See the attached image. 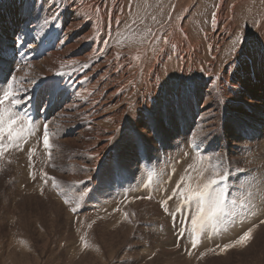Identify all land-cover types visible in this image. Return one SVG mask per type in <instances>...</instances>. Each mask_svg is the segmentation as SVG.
Masks as SVG:
<instances>
[{"label":"bare ground","instance_id":"6f19581e","mask_svg":"<svg viewBox=\"0 0 264 264\" xmlns=\"http://www.w3.org/2000/svg\"><path fill=\"white\" fill-rule=\"evenodd\" d=\"M147 1L143 0L141 9H138L134 6L138 0H75V3H73V0H0V68L3 69V71H0V75L10 80L13 75L16 77H25L27 74V78L22 83L23 88L28 89V91L27 93L23 90L18 92L16 98L21 103L16 104L13 110L19 115H26L32 118L33 123L31 128L34 130L33 141L35 143L32 153V164L35 163L34 172L37 168L35 154L39 150L43 154L45 152L51 154V151L55 150L59 154L57 156L59 159L64 160V162L69 160L72 166L71 172L76 181L65 187H70L68 191L71 194L68 196L71 198L68 199L70 200L71 209H76L75 212L70 209L74 217L79 218L85 216L91 219L102 214H104L102 216L106 215V212H102L103 210H99L98 208V210L92 209L90 204L86 206L83 203L85 201L84 199L92 194V189L97 181V172L104 169L105 176H111V179L114 181L119 179L125 183L124 190L127 196L133 198V190L136 192L137 189L138 191L135 194L138 198L136 200L134 199L135 202H133L135 204L127 206L125 212L122 214H136L138 217L137 210H139V213L142 216L144 215L145 218L152 217L151 219L158 222L159 227L156 224L154 225L157 232L162 234L159 238H170L173 235L168 236L172 233V230L167 227L168 219L169 216H172L170 213L176 212L174 210L176 203V208L182 206V200L178 197L168 200L166 205L169 210L168 212L163 210L161 205L158 204V200L160 199L161 202L164 201L162 196L167 200L168 196L172 194V190L181 180V177H185L182 187L187 185L195 188L194 183L198 181L199 175L202 173L200 170L197 172L196 165L200 166L205 154H207V160L210 159L211 155H230L234 154L231 151L238 146L243 149L248 148L251 152L256 150L260 153L263 151L262 154H264V58L260 55V52L264 50L262 48L264 46V0H217L216 3L213 2L211 14L208 18L209 27L206 31L202 32V35L199 34V38H193L188 33V27L190 26L189 20L195 12L196 4H200L203 1L205 3L206 0H184L181 4L182 12L173 22L170 21L173 20L174 6L173 4L166 5V0H162L164 1L162 5L165 9L167 11L170 10L168 20L163 23L160 21L155 23L152 18H148L149 22H146V19L145 22L140 19L141 15L143 16L146 11L145 4ZM208 1L211 3L210 0ZM252 2L255 3L254 7L249 8ZM135 5L137 6V3ZM242 9H245V11L241 15L240 11ZM137 10L140 11L138 12ZM214 13L215 17L213 18ZM198 17L200 18L199 20L203 21L204 12L198 14L196 19ZM240 17L245 19L243 20L245 21V25L239 23L242 21ZM16 22L20 23V25H16ZM246 26H250L252 30L245 38L246 41L242 46L243 51L236 57L233 51L234 47H239V41L236 37L241 29ZM10 30L11 32L5 36V33ZM18 39L24 41L23 47H19L17 43ZM28 45H31V48ZM28 80L35 82L30 84ZM182 82H189L191 84L188 95L181 100L178 108H172L166 105L165 101L170 98L174 86ZM4 107L9 108L11 105L6 103ZM44 123L49 125L48 148L44 147L42 139ZM85 141H89V144L87 149L83 150L80 146ZM129 143L137 151L129 147ZM195 146H197L196 149ZM18 151L10 150L6 155H16L17 159L12 164V175H15L17 181L23 184L29 177L30 172L28 169L30 164L25 166V162H29V153L21 155L18 154ZM23 151L27 152V148L23 147ZM157 154H177L178 157V159L176 157L173 161L177 163L176 171H173L172 168V170L166 168L169 175L165 182L164 180H158L157 177L156 179L154 178V174L156 173L152 171V158ZM189 154L191 155L189 156ZM194 154H203L202 159ZM118 160L121 162L120 168L116 166ZM193 161H195V167L193 172H190L189 166ZM0 164H3V162L0 161ZM166 169L165 171L163 170L164 174L165 172L167 174ZM186 170L187 173L189 171L187 178L185 175ZM219 171L220 173L223 172L224 168H220ZM65 175L68 180L72 179L70 173H65ZM12 180L16 182L13 177ZM80 181L84 183L81 184L79 183ZM19 183L17 184L19 185ZM236 183L238 186L241 185L239 182ZM139 185H144V187H139ZM228 185L230 186V184ZM109 187L110 185L106 184L104 191L107 192ZM129 189L132 192H129ZM54 190L59 196L63 194L60 189ZM76 190L81 193L82 199L80 201V194H77L76 192L78 191ZM118 196L120 195L118 194ZM148 197H151V199H148ZM104 199L101 200L104 201ZM10 202L11 200L9 204ZM5 203L7 204V202ZM50 204L52 205V202ZM101 205L103 206V204ZM229 205L232 204H226V206ZM96 206L98 205L96 204ZM185 206L187 207V205ZM190 206H192V203ZM236 211L235 213L238 218L237 214L240 215L242 212L237 213ZM245 211L247 210L245 209ZM36 212L34 211L35 214ZM228 212L230 214V211ZM232 212L234 213V211ZM249 212L251 213V211ZM180 213L181 211L176 212L178 218L180 217ZM39 215L37 216L39 217ZM59 215L61 216L62 213ZM49 216L53 217L54 215ZM139 216L141 217V215ZM176 216L173 218L175 219ZM56 217L59 216L56 215ZM225 217L224 215L218 217L217 221L221 220L227 225L229 222L225 220L228 217ZM33 218H31L32 221ZM235 219L230 220L232 223L231 226H229L231 224L229 223L227 227L217 228V234L210 236V240L204 241L197 251H202V249L208 246L214 247L217 244L218 246L228 244L237 237H240L243 231L251 229L255 223H259L262 220L252 219V222L243 223V226L241 225L243 228L239 232L240 228L238 226H241L237 225L238 222H234ZM244 219L246 218L244 217ZM79 220L81 221V219ZM87 221L89 222V220ZM187 221L189 222V220ZM217 221L214 224L210 223L207 225L205 230L200 233L199 240L203 239L210 225V229L213 231L216 225L221 224H217ZM165 222L166 224L164 225ZM23 223L25 224V222ZM153 223L150 222L152 225ZM27 225L29 226V224ZM97 225L99 224L97 223ZM59 226L61 227V225ZM106 226L109 227V225ZM39 228H37L38 231ZM187 228H190V226L185 224L183 229ZM233 228L238 229V231H234ZM57 229L59 228L57 227ZM40 230L43 231V228ZM257 230L259 231V229ZM51 231L53 230L51 229ZM62 231L65 232L68 230L63 229ZM254 231L255 229H252V233ZM51 234L54 237V233L51 232ZM58 234L63 233L59 232ZM78 234L81 235V233ZM24 235L26 236L27 234ZM42 235L38 234L39 237ZM93 235L96 236L98 234L93 233ZM142 235L146 239L145 234L143 233ZM175 235H177V239H183L185 236L186 238L190 237L187 231H185V235L181 238L178 233ZM27 238H23V240L19 238V235L18 237L11 235L6 243L5 250L3 248L6 239L2 238L0 240V264L8 263L6 261L7 257L12 254V251L9 249L14 245V248L18 244H24L25 249H34L33 247H29L32 243L29 241L30 238ZM60 239L59 241H61ZM106 239H109V237ZM92 241L94 242V240ZM92 241L91 243H93ZM143 243H145V240ZM144 246L142 245V248L138 249L139 251L135 248L137 253L139 252L138 256L136 255L134 258L139 260L136 261L137 264L151 262L152 260H149L152 256L165 259L156 261L154 264H182L183 260L181 258H167L170 252L168 250L161 251L159 249L160 245L156 248L151 247L152 245ZM34 247L36 248V246ZM5 251H7L6 254L4 253ZM68 251L70 252V250ZM195 251L196 249L190 245L188 251H186L188 254L184 264H193L196 262ZM36 253L38 254L40 252ZM111 254L113 253L111 252ZM111 254L107 255L111 256ZM16 255L19 256L18 254ZM228 256L230 255L228 254ZM102 257L104 256L102 255ZM144 258L149 259L144 260ZM61 260L64 259L61 258ZM122 263L130 264L132 262L125 259ZM13 264H16V261Z\"/></svg>","mask_w":264,"mask_h":264},{"label":"rangeland","instance_id":"374dc122","mask_svg":"<svg viewBox=\"0 0 264 264\" xmlns=\"http://www.w3.org/2000/svg\"><path fill=\"white\" fill-rule=\"evenodd\" d=\"M137 1V0H135ZM211 3L206 0L205 3L204 1L202 3H198L195 6V12L193 14V16L190 18L189 20V27H188V33L191 35V37L193 38H199L200 35H202V32L206 31L209 27V15L211 14V8L213 6V2H217V0H210ZM231 1V0H230ZM164 1L162 0H148L145 4V13L143 14V16L141 15L140 19L145 22H149L148 18H152L153 21L155 23L157 22H165L168 20L169 18V13L170 10H166L165 7L162 5ZM184 2V0H166L165 4H173L174 8H173V12H174V16H173V20H171L170 22H173L174 20H176V18L179 16V14L182 12L181 9V4ZM137 3V6L135 5ZM134 6L137 7L138 9L142 7L143 4V0H138V2H135ZM208 4V5H207ZM255 3H251L249 5V8L254 7ZM203 7V8H202ZM204 9V10H203ZM199 13H197L198 11ZM138 11V10H137ZM140 11V10H139ZM138 11V12H139ZM245 9H242L240 11V14L242 15L244 13ZM190 12V11H187ZM204 12V20H199L200 18L198 17L196 19V17L198 16V14L203 13ZM196 13V15H195ZM196 16V17H195ZM196 19V20H195ZM240 19L242 21H240L239 23H243L245 25V19L241 18ZM193 20V21H192ZM254 21V20H253ZM201 22V23H200ZM193 23V24H192ZM249 23V22H248ZM254 23V22H253ZM195 24V25H194ZM16 25H20V23L16 22ZM198 28H197V26ZM207 25V26H206ZM250 25H252V23H250ZM190 27H192L190 29ZM240 27V25H239ZM197 28V29H196ZM201 28V29H200ZM252 28L250 26H246L243 27L240 31L239 35L244 36L245 38L249 35V33L251 32ZM201 31V32H200ZM11 30L7 33H5V36H7L8 33H10ZM200 32V33H199ZM197 33V34H196ZM200 34V35H199ZM194 35V36H193ZM196 36V37H195ZM246 41V40H245ZM249 41V40H248ZM146 134L148 135L147 131ZM43 137V136H42ZM254 142V141H253ZM89 141H85L83 143L82 146H80V148H82L83 150H86L88 147ZM64 145V144H63ZM129 147H131L134 151H137L136 148L129 143ZM197 146H195L196 149ZM240 150V151H239ZM247 150V151H246ZM40 151V152H39ZM37 152V154H35V159L37 161V168L34 172L35 169V163L32 164L30 167H28L30 172H29V177L23 182V184H20L17 181V177H15V175H12V164L14 163L13 161L15 159H17L16 155L14 156H7L6 154L4 155L3 158H0V161L3 162V164H0V222L2 220V222L0 223V240L6 239L5 243H4V250L6 248V243L9 239V237L11 235L17 236L19 235V238L23 239V238H30V242L32 243L29 247H33L34 249L28 250L25 249V245L24 244H18V246H16V248H14V246H12L9 250L12 251L11 256L7 257L8 263L13 264L16 261V264H70L72 262V264H123L122 262L125 261V259L130 260V264H137L136 261H139L137 259H134L136 257V255L138 256L137 251H139L138 249L142 248V245L146 246H151V247H158L159 245V249H161V251H167L170 252L168 253L167 258L169 259H173V258H181L182 264H184L185 260L187 259V252L188 248L191 244V236L189 235V233L187 232V234L190 236L189 238L183 237V239H177V235L175 234H179L181 230L184 228L185 224H188V226H191V220L190 217L191 213L193 211H195V202H192V206H190L191 204H187V207L185 205H183L182 209L186 208L185 210H181L180 213V217L178 218L176 216V218L174 219L173 216H169L168 219V225L167 227L172 230V233L168 236H172L170 238H159L160 236H162V234H160L159 232H157V229L155 228V225H157V227H159L158 222L156 220L151 219L152 217H144V215L142 216V214L139 213V210H137V215L136 214H127V218H125V214H122L125 212V209L127 206L135 204L133 202H135L136 198H138L137 195H135L136 193H138L137 189L136 192L133 190L129 189V192H132L133 198L127 196V193H125L124 190V184L123 182H121L119 179H116L115 181L113 179H111V176H105L104 169H101L99 172H97L96 178L97 181L95 183L94 188L92 189V194H90L89 196H87L83 201V203L87 206L90 204L92 209H96V210H103L102 212H106L105 216H102L104 214H102L101 216H96V217H92L91 219H88L85 216L82 217H74V215L72 214V211L70 210L72 207L70 206V192L68 191L70 189L69 186L65 187L66 185H69L71 183H74L76 180L74 178V175H72L71 169L72 166L70 165L69 160L64 162V160L59 159L57 156L59 155L55 150L51 151V154H47L46 152L43 154L41 153L42 151L39 150ZM113 151V149H112ZM242 151V152H241ZM249 151V152H248ZM234 154H218L216 155H211L210 159L207 160V154H205V157L203 158V161L201 162L200 166L196 165L197 167V172L200 170L204 175L201 176L199 175V179L198 181H196L194 183V187L196 188L198 185H201L203 183L204 180H206L207 178L211 177L214 172L218 171L219 175H223L224 171L220 173V168H224L228 170L229 172V177L228 180H226L223 184L218 185V187L220 188H224L226 189L225 192V196H226V200L228 201L227 203H232V201H235L234 206L232 207V205L226 206V213L224 214V217H228L226 218V222H230L231 219L236 218L235 219V223H237V225H242L245 222H252L254 219H262L261 221H264V154H262V152L258 153L256 150L252 151L250 149H243L242 147H236L235 149H233L231 151ZM249 154H248V153ZM57 153V154H56ZM114 153V151H113ZM244 153V154H241ZM247 153V154H245ZM239 154V156H238ZM160 155V157H159ZM181 155V154H180ZM191 154H189L190 156ZM197 157H201L203 154H194ZM232 155V156H231ZM49 156V157H48ZM45 157V158H44ZM169 157V158H168ZM177 157V154H157L152 158V163H153V173L155 172L156 174H154V178L158 180H167L168 178V170H172L176 171L177 168V163L176 161L173 162ZM187 157V155H186ZM240 157V159H239ZM165 158V159H164ZM190 158V157H189ZM222 158V163H220V160ZM225 158V159H224ZM238 160H237V159ZM48 159V160H47ZM169 159V160H168ZM178 159V157H177ZM161 160V161H160ZM168 160V161H167ZM195 160V157H194ZM217 162H215V161ZM226 160V161H225ZM166 161V162H165ZM211 162V163H210ZM214 162V163H213ZM226 162V163H225ZM229 164H228V163ZM33 163V162H32ZM170 163V164H169ZM218 165V167L220 168H215L213 166H216V164ZM219 163V164H218ZM232 163V164H231ZM51 164V165H50ZM165 164V166H164ZM175 164V165H174ZM208 164V165H207ZM29 165V162H25V166ZM58 165V166H57ZM156 165V166H154ZM191 168H190V172H193L194 167H195V161H193L191 164ZM221 165V166H220ZM24 166V165H23ZM116 166L118 168L121 167V162H119V160L116 162ZM159 166V167H158ZM208 166V167H207ZM231 166V167H230ZM240 166V167H239ZM47 167V168H46ZM230 167V168H229ZM20 168V167H19ZM152 168V167H151ZM160 168V169H159ZM162 168V169H161ZM167 168V169H166ZM172 168V169H171ZM46 169V170H45ZM48 169V170H47ZM167 171V174L164 171ZM208 169V170H207ZM254 169V170H253ZM157 170V171H156ZM164 170V171H163ZM213 170V171H212ZM235 170V171H234ZM163 171V172H162ZM208 171V172H207ZM232 171V172H231ZM159 172V173H157ZM47 173L48 177L51 179H48L47 182H45L44 178H43V174ZM65 173H70L72 176V179L68 180L66 178ZM148 173V172H147ZM147 173H143V174H147ZM39 174V175H38ZM239 176H238V175ZM253 174V175H252ZM33 175V177H31ZM35 175V176H34ZM158 175V176H157ZM186 175V174H185ZM189 175V171L186 175ZM249 175V176H248ZM143 176V175H142ZM141 176V177H142ZM161 176V177H160ZM11 179H10V178ZM15 179L16 182H14ZM251 177V178H250ZM143 178V177H142ZM162 178V179H161ZM33 179V180H31ZM37 179V180H36ZM7 182H6V181ZM12 180V181H11ZM44 180V181H43ZM232 182H231V181ZM234 180V181H233ZM9 181V182H8ZM34 181V182H32ZM12 182V183H11ZM28 182V183H25ZM184 182V181H183ZM236 182H239L241 185L238 186ZM243 182V183H242ZM16 183V184H15ZM19 183V185L17 184ZM119 183V184H118ZM230 184V186L228 184ZM235 183V184H234ZM7 184V185H6ZM28 184V185H27ZM109 184V190L107 192H105L104 188L105 185ZM128 184V183H127ZM142 184V183H141ZM182 184H180V186L182 187ZM187 184V181H186ZM232 184V185H231ZM5 185V186H4ZM15 185V188H14ZM17 185V186H16ZM49 185V186H48ZM243 185V187H242ZM247 185V186H246ZM36 186V187H35ZM2 187V188H1ZM6 187V188H5ZM13 187V188H12ZM58 187V188H57ZM86 187H87V183H86ZM85 187V188H86ZM139 187H144V185H139ZM138 187V188H139ZM177 187V185L175 186V188ZM229 187V188H228ZM237 187V188H234ZM242 187V188H241ZM68 188V189H67ZM121 190H119V189ZM8 189V190H7ZM11 189V190H10ZM15 189V190H14ZM38 189V190H37ZM50 189V190H49ZM53 189V190H52ZM54 189H60L62 190L63 194L62 195H58L56 194V191ZM119 191H118V190ZM251 189V190H250ZM260 189V190H259ZM14 190V191H13ZM31 190V191H30ZM117 190V191H116ZM4 191V192H3ZM11 191V192H10ZM18 191V192H17ZM22 191V192H21ZM78 191V190H76ZM67 192V193H66ZM117 192V193H116ZM122 194H121V193ZM135 192V193H134ZM3 193V196H2ZM15 193V194H13ZM54 193V194H53ZM77 194H80V199L79 201L82 199L81 193L78 191L76 192ZM25 194V195H24ZM32 194V195H31ZM35 194V195H34ZM105 194V195H104ZM118 194L120 196H118ZM245 194V195H244ZM5 195V196H4ZM67 195V196H66ZM69 195V196H68ZM112 195V196H110ZM11 196V197H10ZM16 196V197H15ZM123 198H122V197ZM245 196V197H244ZM11 200L10 204H9V199ZM14 197V198H12ZM28 197V198H27ZM69 200V203H65V199ZM115 197V198H114ZM126 197V198H125ZM129 197V198H128ZM262 197V198H261ZM4 198H6L4 200ZM12 198V199H11ZM52 198V201H51ZM105 198V199H104ZM109 198V199H108ZM111 198V199H110ZM113 198V201H112ZM258 198V199H257ZM25 199V200H24ZM35 199V200H34ZM54 199V201H53ZM98 199V200H96ZM101 199H104L101 200ZM114 199H118V200H114ZM120 199V200H119ZM123 199V200H122ZM135 199V200H134ZM162 199L165 201V197L162 196ZM263 199V200H262ZM13 200V202H12ZM19 200V201H18ZM21 200V201H20ZM37 200V201H36ZM50 200V201H49ZM95 200V201H94ZM100 200V201H99ZM7 202V204L5 202ZM17 201V202H16ZM61 201V202H60ZM78 201V202H79ZM87 201V202H86ZM94 201V202H93ZM97 201V202H96ZM102 201V202H101ZM118 201V202H117ZM160 201V202H159ZM52 202V205L50 203ZM99 202V204H98ZM128 202V203H127ZM132 202V203H131ZM262 202V203H261ZM3 203V205H2ZM5 203V204H4ZM13 203V204H12ZM55 203L57 206L55 207ZM59 203V204H58ZM87 203V204H86ZM117 203V204H116ZM121 203V204H120ZM18 204V205H17ZM63 204V205H62ZM96 204L98 206H96ZM103 204V206L101 205ZM106 204V205H105ZM158 204L161 205V200H158ZM11 205V206H9ZM15 205V206H14ZM17 205V206H16ZM49 205V206H48ZM102 207H101V206ZM105 205V206H104ZM112 205V207H111ZM122 205V206H121ZM177 205V203H176ZM175 205V209L177 210V206ZM182 205V203H181ZM109 206V208H107ZM115 206V207H114ZM117 206V207H116ZM256 206V207H255ZM4 207H6L4 209ZM10 207V208H8ZM14 207V208H13ZM17 207V208H16ZM52 207V208H51ZM60 207V208H59ZM65 207V208H64ZM70 207V208H69ZM106 207V208H105ZM181 207V206H180ZM189 207V208H188ZM245 207V208H243ZM13 208V209H12ZM44 208V209H43ZM55 208V209H54ZM98 208V209H97ZM104 208V209H103ZM115 208V210H114ZM117 208V209H116ZM229 208V210H228ZM252 210H251V209ZM27 209V210H26ZM43 209V210H42ZM47 209V210H46ZM65 209V210H64ZM109 209V210H107ZM234 209V210H232ZM245 209L248 211H245ZM250 209V210H249ZM31 210V212H30ZM120 210V211H119ZM191 210V211H190ZM237 210V211H236ZM239 210V211H238ZM262 210V211H261ZM4 211V212H2ZM6 211V212H5ZM29 211V212H28ZM34 211L36 212V214L34 213ZM40 213H39V212ZM43 211V213H42ZM64 211V212H62ZM68 211V212H67ZM183 211V212H182ZM230 211V214L229 212ZM234 211V213L232 212ZM241 213L242 214V218H241V214H237L238 218L236 216V213ZM251 211V213L249 212ZM9 212V213H7ZM13 212V215H12ZM24 212V213H23ZM112 212V213H111ZM189 212V214H188ZM7 213V215H5ZM11 213V214H10ZM25 215H23V214ZM27 213V214H26ZM42 213V214H41ZM47 213V214H46ZM62 215L60 216L59 214ZM69 213V214H68ZM108 213V214H107ZM120 213V214H118ZM139 213V214H138ZM233 213V214H232ZM245 213V214H244ZM9 214V215H8ZM17 214V215H16ZM31 216H30V215ZM40 214V215H39ZM65 214V215H64ZM115 214V215H113ZM249 214V216H248ZM262 214V215H261ZM27 215V216H26ZM39 215V217L37 216ZM47 215V216H46ZM49 215H54L56 217L53 216H49ZM69 215V217L71 216V218L67 217ZM73 215V216H72ZM110 215V216H109ZM119 215V216H118ZM133 215V216H132ZM141 215V217L139 216ZM169 215V214H168ZM189 215V216H188ZM253 215V216H251ZM3 216V217H2ZM9 216V217H8ZM14 216V217H13ZM19 216V217H18ZM113 216V217H112ZM235 216V217H234ZM257 216V217H256ZM262 216V217H261ZM5 217V218H4ZM28 217V218H27ZM34 217V218H33ZM38 217V218H36ZM42 217V219H41ZM51 217V218H50ZM104 217V218H103ZM116 217V218H115ZM133 217V218H132ZM233 217V218H232ZM244 217L246 219H244ZM253 217V218H252ZM255 217V218H254ZM261 217V218H260ZM7 218V219H6ZM23 218V220H22ZM26 218V219H25ZM33 218V221L32 219ZM46 218V219H45ZM63 218V219H62ZM81 219V221H77L76 220ZM97 218V219H96ZM111 218V219H110ZM137 218V220H136ZM139 218V219H138ZM141 218V219H140ZM185 218V219H184ZM189 218V219H188ZM250 218V219H248ZM12 221H10V220ZM15 219V220H14ZM31 219V221H29ZM69 219V220H68ZM72 219V220H71ZM86 219V220H85ZM95 219V220H94ZM105 219V220H104ZM121 219V220H120ZM133 219V220H132ZM135 219V220H134ZM147 219V220H146ZM228 219V220H227ZM253 219V220H252ZM5 220V221H4ZM18 222H17V221ZM22 220V222H21ZM56 220V221H55ZM89 220V222L87 221ZM140 220V221H139ZM154 222L153 225L150 224V222ZM189 220V222L187 221ZM239 220V221H238ZM16 221V222H15ZM29 221V222H28ZM43 221V222H42ZM48 221V222H47ZM55 221V222H54ZM62 221V223H61ZM98 221V222H97ZM118 221V222H117ZM129 221V222H128ZM217 221V219H216ZM241 221V222H240ZM244 221V222H243ZM261 221L259 223H255L254 226L251 229H255V231L253 233H251V238L250 241H248L247 244L241 246V245H235L234 242L239 238L237 237L236 239L232 240L230 243L234 244V247L225 250L223 253H221L219 250L217 251V249L222 248L225 244L218 246L214 245L213 246H208L204 249L198 250L197 249L200 247L201 244H203L204 241L210 240V236H213L215 234H217V228L221 227H227L229 225V223L224 224L221 220L217 221V224L221 223L220 225H216L215 229L212 231L211 225L210 228L205 232L203 239L199 240V243L197 245L196 249V262H194L193 264H231L233 262V264H264V224L261 223ZM7 222V223H6ZM25 222V224L23 223ZM28 222V223H27ZM36 222V223H33ZM46 222V223H44ZM52 222V224H51ZM70 222V223H69ZM82 222V223H81ZM85 222V223H83ZM107 222V223H106ZM114 222V223H113ZM117 222V223H116ZM14 223V225H13ZM22 223V224H21ZM39 223V224H38ZM51 225H49V224ZM57 226H56V224ZM59 223V224H58ZM88 223V224H87ZM97 223L99 225H97ZM109 223V224H108ZM4 224V225H3ZM21 226H17V225ZM26 224H29V226L27 227ZM31 224V225H30ZM34 226H33V225ZM38 224V225H35ZM66 224V227H65ZM82 224V225H81ZM91 224V227H89ZM96 224V225H95ZM103 224V225H102ZM109 225L106 226V225ZM166 224V222L164 223V225ZM24 225V226H23ZM45 225V226H44ZM61 225V227L64 230H68L63 232L62 228L59 226ZM69 225V228H68ZM73 227H72V226ZM87 227L85 228L84 227ZM118 225V226H117ZM121 225V226H119ZM123 225V226H122ZM126 225V226H125ZM136 225V226H135ZM232 223L229 225L231 226ZM7 226V227H6ZM15 226V228L13 229V227ZM32 226V227H31ZM40 226V228H39ZM44 226V227H43ZM83 226V227H82ZM93 226V228H92ZM98 226V227H97ZM117 226V227H116ZM130 226V227H129ZM135 226V227H134ZM239 227V232L242 230L243 227ZM26 227V228H25ZM57 227L59 229H57ZM75 227V228H74ZM104 227V228H103ZM128 227V228H127ZM155 230H154V228ZM7 228V229H6ZM11 228V229H10ZM25 228V229H24ZM29 228H33L32 230ZM35 228V229H34ZM39 228V231L38 229ZM43 228V231L40 230ZM54 228V229H53ZM82 228H85L83 230H81ZM88 228L89 231H88ZM119 228V229H118ZM121 228V230H120ZM130 228V229H129ZM134 228V229H133ZM153 230H152V229ZM3 233H2V231ZM22 229V230H21ZM46 229V230H45ZM51 229L53 231H51ZM71 229H73L71 231ZM78 229V230H77ZM94 229V230H93ZM96 229V230H95ZM110 229V230H109ZM126 229V230H125ZM133 229V230H132ZM259 229V231L257 230ZM7 230V231H6ZM12 230V232H11ZM21 230V231H19ZM29 230V231H28ZM34 230V231H33ZM92 230V231H91ZM100 230V231H99ZM102 230V231H101ZM116 230V231H115ZM125 230V231H124ZM234 231H238V229L233 228ZM16 231V232H15ZM23 231V232H22ZM31 231V232H30ZM37 231V232H36ZM87 231V232H86ZM121 231V232H119ZM123 231V232H122ZM128 231V232H126ZM136 231V232H135ZM141 231V232H139ZM247 231V230H246ZM26 232V233H25ZM44 232V233H43ZM54 233V237L51 234ZM63 233V234H58V233ZM77 232V233H76ZM90 232V233H89ZM114 232V234H113ZM124 232H126L124 234ZM130 232V233H129ZM139 232V233H138ZM145 234L144 236H146V239L143 238V233ZM245 231L242 232L241 235H243ZM43 235H42V234ZM73 233V234H72ZM78 233H81V235H79ZM84 233V234H83ZM92 233V234H91ZM94 234H98V235H93ZM137 233V234H136ZM24 234H27L26 236ZM29 234V235H28ZM42 235L41 237L38 236ZM100 234V235H99ZM113 234V235H112ZM128 234V235H127ZM261 234V235H260ZM3 235V236H2ZM10 235V236H9ZM52 235V236H51ZM63 241H62V238ZM67 235V237H65ZM84 235V236H83ZM119 235V236H118ZM121 235V236H120ZM123 235V237H122ZM134 235V236H133ZM137 237H136V236ZM141 235V238H140ZM157 235V236H156ZM185 235V234H184ZM240 235V236H241ZM44 236V237H43ZM47 236V237H45ZM98 236V237H97ZM106 236V237H105ZM115 236V238H114ZM148 236V237H147ZM201 236V235H200ZM208 236V237H207ZM260 236V237H259ZM5 237V238H4ZM8 237V238H7ZM71 237V238H70ZM77 237V238H76ZM81 237H83V239H81ZM87 237V238H86ZM95 237V238H92ZM109 239H106L108 238ZM121 237V238H120ZM156 237V238H155ZM258 237V238H256ZM27 238V239H28ZM45 238V239H43ZM61 238V239H60ZM65 238V239H64ZM73 238V240H72ZM80 238V239H79ZM86 238V239H85ZM138 238V239H136ZM181 238V236H180ZM59 239L61 241H59ZM75 239V240H74ZM85 239V241H84ZM145 243H143L144 240ZM160 239H162L160 241ZM167 239V240H166ZM257 241H256V240ZM24 240V239H23ZM68 240V241H67ZM78 240V241H76ZM88 242H87V241ZM94 240L93 243H91V241ZM98 240V241H97ZM118 240V241H117ZM121 240V241H120ZM141 240V241H140ZM157 240V241H156ZM159 240V242H158ZM176 240V242H175ZM66 241V243H65ZM75 241V242H74ZM90 241V242H89ZM97 241V243H96ZM137 241V242H136ZM148 241V242H147ZM152 241V242H151ZM257 242L255 244V242ZM109 242V243H108ZM252 242V244H251ZM64 243V244H63ZM85 243V244H84ZM93 245H91V244ZM103 243V244H102ZM113 243V244H112ZM132 243V244H131ZM139 243V244H137ZM181 243V244H180ZM254 243V244H253ZM260 243V244H259ZM40 248H39V245ZM76 244V245H74ZM87 244V245H86ZM96 244V245H95ZM129 244V245H128ZM141 244V245H140ZM148 244V245H147ZM183 244V245H182ZM250 244V245H249ZM3 245V244H2ZM67 245V246H66ZM70 245V246H69ZM82 245V248H81ZM84 245V246H83ZM101 245V246H100ZM112 245V246H111ZM131 245V246H130ZM249 245V246H248ZM254 245V247H253ZM36 246V248L34 247ZM42 246V248H41ZM44 246V247H43ZM57 246V248H55ZM62 246V247H60ZM72 246V247H71ZM79 246V247H78ZM90 246V247H89ZM135 246V247H133ZM250 246H252L250 248ZM59 247V248H58ZM65 249H64V248ZM75 247V248H74ZM88 247V248H87ZM130 247V248H128ZM21 248V249H20ZM70 250V252L67 250ZM73 248V249H72ZM107 250H106V249ZM137 251H136V249ZM247 248V249H246ZM249 248V249H248ZM23 249V250H22ZM62 249V250H61ZM135 249V250H134ZM174 249V250H173ZM237 249V250H236ZM263 251H262V250ZM28 250V251H27ZM60 252H58V251ZM64 250V252H63ZM77 250V251H76ZM85 250V251H84ZM114 252H113V251ZM251 250V251H250ZM8 251V250H7ZM5 251L4 253L6 254ZM16 251V252H15ZM34 251V253H32ZM59 254H57L56 252ZM110 251V252H109ZM208 251V252H207ZM18 252V253H17ZM36 252H40V253H36ZM68 252V253H66ZM76 252V253H75ZM109 252V253H107ZM111 252L113 254H111ZM20 253V254H19ZM25 253V254H24ZM32 253V254H31ZM64 253V254H63ZM66 253V254H65ZM105 257H102V255ZM136 253V254H135ZM210 253V254H209ZM230 256H228V254ZM231 253V254H230ZM262 253V254H261ZM4 254V255H5ZM16 254H18L19 256H17ZM22 254V256H21ZM63 254V255H61ZM79 254V255H78ZM106 254V255H105ZM111 254V256L108 255ZM203 254V255H201ZM242 254V255H241ZM257 254V255H256ZM16 255V256H15ZM25 255V256H24ZM32 255V256H31ZM35 257H34V256ZM71 255V256H70ZM78 255V256H77ZM225 255V256H223ZM14 256V257H13ZM24 256V257H23ZM60 256V257H59ZM63 256V257H62ZM69 256V257H68ZM77 256V258H76ZM81 256V257H80ZM130 256V257H129ZM134 256V257H131ZM247 256V257H245ZM261 256V257H260ZM13 257V258H12ZM18 257V258H17ZM20 257V258H19ZM65 257V258H64ZM100 257V258H99ZM107 257V258H106ZM218 257V258H216ZM33 258V259H32ZM38 258V259H37ZM40 258V259H39ZM64 259V260H61ZM76 258V259H75ZM88 258V260H87ZM153 258V259H152ZM215 258V259H214ZM10 259V260H9ZM20 259V260H18ZM30 259V260H29ZM36 259V261H35ZM42 259V260H41ZM66 259V260H65ZM68 259V260H67ZM71 259V260H70ZM73 259V260H72ZM86 259V260H84ZM97 259V260H96ZM99 259V260H98ZM103 259V260H102ZM107 259V260H106ZM116 259V261H115ZM148 260L149 258H144V260ZM251 259V260H250ZM260 259L262 260L260 262ZM12 260V262H11ZM15 260V261H14ZM27 260V262H25ZM39 260V261H37ZM58 260V261H57ZM132 260V261H131ZM152 260V261H151ZM165 260L163 258H159V257H155L152 256L150 258L147 264H154L156 261H162ZM211 260V261H210ZM216 260V261H215ZM240 260V262H239ZM10 261V262H9ZM14 261V262H13ZM64 261V262H62ZM75 261V262H73ZM83 261V262H82ZM86 261V263H85ZM97 263H96V262ZM220 261V262H219ZM251 261V262H250ZM18 262V263H17ZM34 262V263H33ZM38 262V263H35ZM42 262V263H41ZM78 262V263H77ZM91 262V263H89ZM116 262V263H115ZM135 262V263H133ZM141 262V261H140ZM208 262V263H207ZM211 262V263H210ZM223 262V263H222ZM238 262V263H237ZM6 262V264H8ZM129 263V262H128ZM142 263V262H141ZM5 264V263H3ZM144 264V263H143Z\"/></svg>","mask_w":264,"mask_h":264},{"label":"snow or ice","instance_id":"6c2138e0","mask_svg":"<svg viewBox=\"0 0 264 264\" xmlns=\"http://www.w3.org/2000/svg\"><path fill=\"white\" fill-rule=\"evenodd\" d=\"M73 3H75V0H73ZM214 17L215 13L213 14V18ZM157 39H159V37H157ZM236 39L239 41V47H234L233 51L237 57V55L243 51L242 46L245 43V37L239 35ZM17 43L19 47L24 46L23 40L18 39ZM28 47L31 48V45H28ZM262 48H264V46H262ZM260 55L264 58V50L260 52ZM85 67H87V65H85ZM0 71H3V69L0 68ZM26 78L27 74L25 77H16L13 75L10 80L6 78L7 87L3 93L0 94V158H3L10 150H23L26 135L32 134V118L26 115H19L13 110L16 104L21 103V101L16 98L18 92L23 90L27 93L28 91V89L23 88L22 83ZM34 82L35 81L28 80V83L30 84H33ZM190 89L191 84L189 82H182L175 85L170 98L165 101V104L171 106L172 108H178L181 100L188 95ZM6 103L11 105V107L5 108L4 106ZM48 128L49 125L44 123L42 139L45 148L49 147ZM33 151L34 149H29L28 159L30 166L32 165ZM220 163H222V159L220 160ZM213 167L218 169V165ZM189 168H191V165ZM200 175L203 176L204 174L201 173ZM228 177L229 172L227 169L224 170L223 175H219L218 171L214 172L211 177L204 180V182L196 188H192L187 185L181 187L180 184L183 183L185 179V177H181L177 187L172 190V194L168 196L167 200L161 202V207L165 212L169 211L166 207L168 200H172L174 197H178L182 200V206L195 202V211H193L190 216L191 226L190 228L182 229L180 232L181 237L184 236L185 231L189 233L193 248L197 247L199 243V235L205 230L207 225L210 223L214 224L216 219L223 216L225 213L227 204L225 196L226 189L220 188L218 185L223 184ZM43 178L45 182H47L48 179H51L48 177L47 173L43 174ZM79 183L83 184L84 182L80 181ZM148 199H151V197H148ZM64 202L67 204L69 203V200L65 199ZM232 203L235 204V201H232ZM182 206L177 208L176 212H180L182 210ZM71 210L73 212L76 211L75 208ZM176 212H172L170 215L175 217ZM125 218H127V214H125ZM261 223L264 224V221H261ZM251 233L252 229H248L234 242V244L241 246L247 244L251 238ZM81 239H83V237H81ZM234 244H225L219 249V251L223 253L225 250L234 247Z\"/></svg>","mask_w":264,"mask_h":264}]
</instances>
